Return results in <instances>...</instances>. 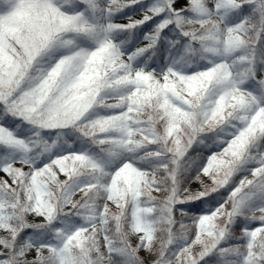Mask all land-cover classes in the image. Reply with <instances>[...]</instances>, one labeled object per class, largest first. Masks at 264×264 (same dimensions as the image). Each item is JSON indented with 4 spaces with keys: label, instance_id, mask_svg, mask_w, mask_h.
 I'll return each instance as SVG.
<instances>
[{
    "label": "snow or ice",
    "instance_id": "6c2138e0",
    "mask_svg": "<svg viewBox=\"0 0 264 264\" xmlns=\"http://www.w3.org/2000/svg\"><path fill=\"white\" fill-rule=\"evenodd\" d=\"M0 264H264V0H0Z\"/></svg>",
    "mask_w": 264,
    "mask_h": 264
},
{
    "label": "trees",
    "instance_id": "16d2710c",
    "mask_svg": "<svg viewBox=\"0 0 264 264\" xmlns=\"http://www.w3.org/2000/svg\"><path fill=\"white\" fill-rule=\"evenodd\" d=\"M0 175H2V173H0Z\"/></svg>",
    "mask_w": 264,
    "mask_h": 264
}]
</instances>
